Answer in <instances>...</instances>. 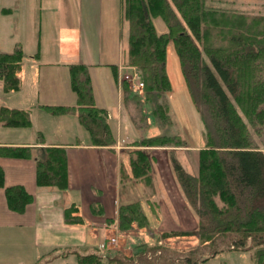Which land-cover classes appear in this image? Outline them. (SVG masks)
Returning <instances> with one entry per match:
<instances>
[{"label": "trees", "instance_id": "16d2710c", "mask_svg": "<svg viewBox=\"0 0 264 264\" xmlns=\"http://www.w3.org/2000/svg\"><path fill=\"white\" fill-rule=\"evenodd\" d=\"M123 18L129 22L128 63L138 68L143 81V102L126 81L119 84L122 102L135 100L139 111L147 103L158 127L168 124V104L163 94L171 90L166 72V46L173 42L180 69L192 102L203 124L204 147L199 150L198 173H189L174 155L170 156L181 192L192 209L197 226L189 231H171L162 237L196 235L210 249L209 255L224 251H252L251 264H264V151L254 142V133L264 134V15L248 16L222 7L207 6L206 0H123ZM160 16L167 31L157 34L151 17ZM179 16V17H178ZM183 19L181 21L180 19ZM201 44V45H200ZM202 47V48H200ZM202 51L208 57V64ZM36 52L35 56H38ZM23 51L18 43L12 52H0V80L4 92L18 90ZM69 84L75 104H39L52 115L74 114L88 132L94 146L111 147L116 141L107 111L95 104L88 67L69 63ZM116 76V65H111ZM117 82V78H116ZM162 99V100H161ZM0 124L31 125L29 110L0 106ZM0 146V156L32 158L36 184L67 186V158L61 146ZM177 136L157 134L134 140L129 148V167L134 178L149 180L154 156L148 150L183 145ZM264 145V142H263ZM0 187L7 207L22 213L33 199L20 184L5 186L0 166ZM216 198L222 202L219 206ZM91 204L92 213H100ZM72 204L64 209L65 220L80 223ZM121 230L136 224L145 227L147 218L138 202L120 204L117 214ZM108 222H112L108 219ZM229 241L218 247L219 238ZM226 238V239H225ZM161 250L148 259L146 252ZM165 246L140 245L131 255L115 252L107 264H174ZM77 264H102L95 251L75 252ZM178 264H201L192 254L177 257Z\"/></svg>", "mask_w": 264, "mask_h": 264}, {"label": "crops", "instance_id": "0c3cea01", "mask_svg": "<svg viewBox=\"0 0 264 264\" xmlns=\"http://www.w3.org/2000/svg\"><path fill=\"white\" fill-rule=\"evenodd\" d=\"M110 1L0 0V47H2L0 52H12L18 43L23 51L22 69L18 74L20 88L15 91L4 92L0 80L2 90L0 93H3L0 94V98L10 100L12 103H0V105L20 108L33 106V110L34 105L39 104L33 101L40 97L39 93L42 92V85L46 86L44 99L55 100L54 102L62 105L73 104L76 101V95L70 88L67 65L69 63H83L88 67L95 104L106 109L110 114L114 112L116 118L122 116L121 91L115 80L111 65L118 66L122 62V59H120L122 42L120 43L119 40L123 36L121 31L124 18L122 17L121 0H115V12L112 11ZM227 1L235 7H240L241 11H245L252 0H216L215 3L224 7ZM55 14L61 15L58 17L59 20H65L66 18L74 25L68 23V26H65L67 28L61 27L57 31L58 29L54 24L56 21ZM114 14H116V17ZM107 15H110L111 20L115 23L112 34L114 40H116V46H114L113 54L103 50L102 44L103 35H105L104 29L106 28L104 20ZM76 21L77 24L79 22L78 26L75 23ZM44 23L48 27L49 37H52L51 48H46V50L44 49L46 43L43 39ZM55 31L58 32L57 39ZM75 33L77 34L74 37L73 34ZM70 36L74 39L73 44L69 39ZM62 38L63 40H61ZM63 43H66L65 46H62ZM104 44H106L105 47L111 45L107 39ZM73 45L74 50L71 48ZM36 52H38V56H35ZM45 55L47 58H45ZM72 57L75 59H72ZM53 68L59 70L61 76H59V73L57 75L50 71ZM58 78H62L63 82L58 83L56 80ZM103 94L109 97L112 110ZM15 95L16 97L26 98L28 100L26 106L22 103L16 104L15 102L18 101ZM66 117L70 119L71 123L78 125L77 117L74 114H67ZM126 125L127 128H124L125 125L119 128V133L126 131L128 133L130 127L128 124ZM31 126H33V123ZM78 128L77 130L80 133L86 131L81 126ZM61 137V140L58 138L51 140L46 134H43V145L61 146L65 149L68 171L66 189L37 186L34 159L0 156V166L4 171V185L20 184L33 197L32 201L26 205L25 211L18 213L7 207L4 188L0 187V227L33 229V233H30L27 238L29 241L38 246H50V250L55 248L56 253L59 252V255L47 261L46 264L61 260L65 264H77L75 251H96L97 245L101 242L100 239L103 238L100 237L101 232L102 234L105 233V230L100 227L106 224L108 219H111L113 224L118 223V206L134 200L139 201L140 207L147 218L146 226L150 229L157 228L159 230L158 235L161 237V239L160 237L157 238L155 243H137L139 245L151 246L156 244L158 240L165 243L166 241L169 242V239L173 237H162L161 233L163 232L195 229V219L189 218V211L185 209L178 189L176 192L180 198L179 200H172L175 209L171 211L172 215H170L167 213L170 210L165 209L166 206L168 207V204H165L166 198L167 201L168 198H171L170 192L169 194H166V192H164L165 194L163 192L154 194L151 185L144 184V181L148 182V179L132 177L128 157L123 153L124 149H129V147L126 145L121 146V136H118L116 141L120 146L113 145L111 147L92 145L88 132L86 136L77 137L72 141L67 138L63 139V136ZM23 138L22 140H10L2 137L0 146L37 147L40 145V141L35 140L32 133ZM124 141L126 144L127 141L125 139ZM164 149V147H161L157 150L164 152ZM178 159L189 173L195 175L182 163L180 158ZM161 175L160 172L156 173V177L160 178ZM157 185L163 189L161 178L160 182L158 180ZM174 187H176L175 184ZM72 204L77 208V212L73 214L79 215L82 218V223H69L65 220L64 209ZM91 204L98 205L97 209L99 208L100 213H91ZM174 217L175 220H173ZM177 221H182L181 225ZM146 226L142 229L145 230ZM120 232L122 233V231ZM132 248L133 246L116 248L115 251L109 252V254L113 255L116 251H122V253L126 252L127 255H130L134 250ZM72 249L74 251H70ZM47 250L49 251V249Z\"/></svg>", "mask_w": 264, "mask_h": 264}, {"label": "rangeland", "instance_id": "374dc122", "mask_svg": "<svg viewBox=\"0 0 264 264\" xmlns=\"http://www.w3.org/2000/svg\"><path fill=\"white\" fill-rule=\"evenodd\" d=\"M215 1L216 0H206V5L218 7V8L223 7L220 4L215 3ZM250 2L251 3L249 4L248 9H246L245 11H241L239 9L240 7H235L234 5L230 4L228 1L223 8L235 10L237 12H242L244 14H247L248 16L264 15V0H252ZM114 3H115V0L110 1L112 11L114 10L115 12L116 5ZM121 5H122V9L124 10L123 0H121ZM123 10H122V17H123ZM114 15L116 17V14ZM59 16L61 15L55 14L56 21L54 22V24L56 25V28L58 29L57 31H59L61 27L67 28L65 26H68L67 24L70 23L69 21L66 20V18L65 20H59L60 19L58 18ZM151 20L153 22V25L155 27V31L157 34H160L161 32L166 31L167 26L164 20L160 16L151 17ZM180 20L183 21V19H180ZM123 22L124 24H123V28L121 31L123 36H122V39L119 40L120 43L122 42L121 52H120V59H122V62L120 65L122 66V68H125V67L128 68L129 66H133V65H130L127 61L128 59V54H127L128 35L127 34L129 31V22L126 19H124ZM75 23L78 26L79 22L78 24H77V21ZM69 25H74V24L70 23ZM104 25H106V28L104 29L105 35H103L104 37L103 43H102L103 50L107 51V53L109 54L110 52L113 54L114 53L113 50L115 49L114 46H116L115 45L116 40H114L113 34H112L113 27H115V23L114 21L111 20L110 15H107L105 17ZM47 28L48 27L46 23H44L43 39H44V42L46 43L44 44L45 50L46 48L47 49L51 48V43H52V37H49V34L47 33ZM57 31L54 32L56 39H57V34H58ZM76 34L77 33L73 34V36ZM69 39L70 41H72V44H73L74 39L71 36L69 37ZM106 39L108 42L111 43V45L108 47H105L106 44H104V41ZM61 40H63V38ZM65 44L66 43H63L62 46H65ZM71 48H73L74 50L75 48L74 45ZM0 49H2V47H0ZM116 52H117V49H116ZM202 56L204 60L208 64H210L208 57L205 55L203 51H202ZM45 58H47L46 55H45ZM72 59H75V58L72 57ZM165 67H166V72L171 81V90L163 94V99L168 104L167 105L168 106L167 114L169 118L168 124L165 123V125H163L161 128L158 127L156 124V120L151 116L150 106L147 103H144L142 106V111H139L135 104L136 103L135 100L132 99L131 97H129V101L127 105L121 102L122 103L121 108L123 110V112H121L122 116H119L116 118L114 112H112L111 114L107 113V120L110 124L111 131L115 138V141L118 140V136H121V139H122L120 142L121 146L126 145L129 148H133L131 143L134 140H138L142 137H148V136L157 135V134H167L170 136L171 135L177 136L178 138L183 140L184 142L183 145L180 147L173 148L171 152L169 148H166V147H164L165 153L160 150H157V149H161V147H156V148L148 150L149 153L154 156V162H153V168L151 169V172L149 173V180L148 182L144 181V184L148 186L151 185L150 187H152V192L154 191V194L162 193V192L163 193L166 192V194H169L170 192L171 198H168V201H167V198L165 200V204H168V207L166 206L165 209L170 210L169 212H167L170 215H172L171 211H174L175 209L172 204V200L174 199L179 200L180 198L179 194H177L176 192V190L178 189V192L180 193L183 203L185 205V209L189 211L190 217L189 216L188 217L190 219L191 217L192 219H195L196 226H197L196 217L192 209L190 208L188 202L185 200L181 192V188L178 185V182L176 180L175 173L172 168L170 156L174 155L176 158H180L182 160V163L186 165L187 168L190 171H193V173H195L196 175L198 173L199 150L202 147H204V144H205V140L203 136V124L200 119L199 113L195 109V106L192 102L189 91L185 84V81H184V78H183V75L180 69L178 56L176 54L172 41H169L166 46ZM21 69H22V66L19 72H21ZM50 71H53L56 74L59 73V76H61L60 74L61 72L57 70L56 68H53ZM116 72L117 73L115 76V80L118 77V73H119L118 67H117ZM56 80L58 83L63 82L62 78H58ZM41 88H42V92L39 93L40 97L37 98L33 102L39 103L40 105L45 104V103L48 105H57L58 103L54 102L55 100L44 99V94L46 93V86L42 85ZM0 92H2L1 87H0ZM0 94H3V93H0ZM137 94L139 96V99L143 102V98H144L143 93H137ZM103 95L104 97H106V102L108 105H110L111 107L110 109L112 110L113 109L112 103L109 100V97L105 96V94ZM121 95H122V91H121ZM15 98L18 101V102H15L16 104L22 103V105L26 106L28 102L26 98H22L21 96L16 97V95H15ZM169 100H170V103H169ZM0 103L12 104L10 100H3L1 98H0ZM39 104H35L34 107L36 109L34 108L33 110H32L33 106H27V107L21 108V109L29 110L31 124L33 123V126L30 125L28 127H9V126L4 127L2 124H0V139L4 137L10 140H18V139L22 140L24 139L23 137L28 136L29 133H32L33 138L38 141H41L40 139L43 140V134H46L48 138H50L51 140H54L57 138L61 140L62 139L61 136H63V139L67 138L69 141L70 140L72 141L76 139L77 137L82 138L83 136H86L87 134L86 131H84V133L78 132L77 128L81 126L78 121H77L78 122L77 123L78 127H77L75 124L70 122V119L66 117L67 114H61L62 116L52 115L51 112L41 108ZM73 104H75V102ZM0 106H4V105H0ZM16 108H20V107H16ZM126 124H128L130 127V130L128 131V133L126 130H125L126 132L119 133V128L121 126L125 125L126 127L124 128H127ZM81 128L83 127L81 126ZM253 128L254 127L249 126V131L252 133L254 142L258 144L260 149L264 151V145H263L264 134L263 136L256 135L254 133ZM61 131H63V133H61ZM124 139L127 141L126 144H125ZM120 144L115 143V145H118V146H120ZM128 150L129 149H124L123 153H125L126 156L129 158ZM157 172H160L164 176V178L162 175L160 176L163 189L161 187H158L157 185L158 180L160 182V178L158 176L156 177ZM174 184L176 185V187H174ZM216 200H217L218 205L222 206V202L218 198H216ZM131 202L139 203V201H135V200L130 201L128 203H131ZM147 211H148V208H147ZM173 220H175V217L173 218ZM181 222L177 221V223H179L180 225H181ZM21 229H19V227L18 228L17 227H3V226L0 227V264H46L47 261L59 255L58 251L56 253L55 248H51L50 250V246L49 247L41 246V245L38 246L34 244L33 242L29 241V239L27 238L30 235V233H33L32 231L33 229L31 228H21ZM104 230H105L106 240L109 236L116 237V242L114 243H110V241H107L108 243L106 244L107 248L104 251V253H107V254H109V252L115 251L116 248L120 249L123 247H132V246H133L132 249H134L132 251L134 252L137 249V247L140 246L137 243L145 242L148 244H152V243H155L157 241V238L160 237V235H158L159 230L157 228L150 229L148 226H146L144 230L142 229V227H137L136 224H133L131 227L121 230L118 227V223L113 224V222H111V224L107 225ZM120 231H122V233ZM175 231H180V230H175ZM172 237L173 238L169 239V242L166 241L167 244L163 241L162 247L165 246L169 249V252H170L169 258H173V261H177L178 259L177 257L184 256L185 254H192L198 259H201L207 256L209 257L206 261L202 262L201 264H251L250 254L252 251H224L223 250V252L210 256L209 255L210 249H208V247H206L205 245H202L199 242L196 235H176ZM231 241H232V238L229 239V241L227 242L225 240H222V238L220 237L218 239L217 246L225 247L226 245L230 244ZM158 242H160V240H158ZM145 246H150V245H145ZM47 249H49V251ZM70 251H74V249ZM116 252L123 254V256L124 255L127 256L126 252H124L125 254L122 253V251L121 252L116 251ZM104 253H103V257L101 255L102 253L100 254L98 253V256L100 257V259L103 258L102 264H107V258H104ZM50 264H65V263L64 261L61 260V261H54Z\"/></svg>", "mask_w": 264, "mask_h": 264}, {"label": "built area", "instance_id": "2783aa9c", "mask_svg": "<svg viewBox=\"0 0 264 264\" xmlns=\"http://www.w3.org/2000/svg\"><path fill=\"white\" fill-rule=\"evenodd\" d=\"M119 69V73H118V82L121 83L122 81H126L129 85V87L137 93H142L143 92V81H142V75L139 71L138 68L134 67V66H129L128 68H122L121 65H119L118 67ZM122 69V70H121ZM105 229V228H103ZM103 237L101 240V242L98 244V253H102V257H103V253L105 251V249L107 248L106 244L107 241H110V243H114L116 242V237L115 236H109L106 240L105 237V233L102 234L101 232V236ZM162 244V242H157V245L160 246ZM103 250V252H102ZM159 254H161V250L157 249L156 252H151L150 250H148L146 252V257L148 259H151L153 257H155L156 255L158 256ZM109 254L104 253V258H106ZM174 264H178V261H174Z\"/></svg>", "mask_w": 264, "mask_h": 264}, {"label": "bare ground", "instance_id": "6f19581e", "mask_svg": "<svg viewBox=\"0 0 264 264\" xmlns=\"http://www.w3.org/2000/svg\"><path fill=\"white\" fill-rule=\"evenodd\" d=\"M111 224V222H107L106 224L102 225L100 228L103 229V228H106L107 225Z\"/></svg>", "mask_w": 264, "mask_h": 264}]
</instances>
